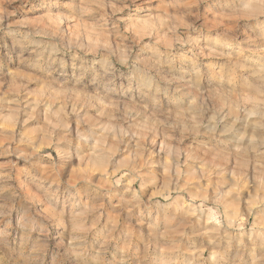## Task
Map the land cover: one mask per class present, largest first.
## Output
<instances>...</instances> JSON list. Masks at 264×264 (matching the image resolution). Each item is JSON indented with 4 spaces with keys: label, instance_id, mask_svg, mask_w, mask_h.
<instances>
[{
    "label": "clouds",
    "instance_id": "clouds-1",
    "mask_svg": "<svg viewBox=\"0 0 264 264\" xmlns=\"http://www.w3.org/2000/svg\"><path fill=\"white\" fill-rule=\"evenodd\" d=\"M0 157V264H264V0H0Z\"/></svg>",
    "mask_w": 264,
    "mask_h": 264
},
{
    "label": "rangeland",
    "instance_id": "rangeland-1",
    "mask_svg": "<svg viewBox=\"0 0 264 264\" xmlns=\"http://www.w3.org/2000/svg\"><path fill=\"white\" fill-rule=\"evenodd\" d=\"M9 11H12V8H9ZM16 15H19V13H16ZM6 88V86H4ZM40 151L46 152L47 155L50 156H54L55 153L51 150V149H44L43 147L40 148ZM8 161V158L5 157H0V165H4L6 164ZM128 186L129 187H137L138 188V182L133 183L131 180L128 181ZM162 200L166 199L165 197H160ZM187 200V197H185V201ZM215 213V210H212ZM222 211V210H221ZM211 224L213 225H217L219 226L220 224L224 223V218L222 215L220 214H215L213 216H211L210 218ZM237 219V217L233 216V220L235 221ZM239 220V224H238V228L242 231H251L253 224H254V219L253 217L247 216V215H243L241 214L238 217ZM201 231H203L204 233L208 234L205 235L203 237V239L205 240V244L204 246L200 249L199 251V259L204 261V264H214L213 261V256L215 254V249L213 248V246L209 243H207L208 240V236L211 235L212 233L210 232V229L208 227H205L203 229H201ZM227 243V241H222L221 242V247H223L225 244ZM192 251H196V249H193Z\"/></svg>",
    "mask_w": 264,
    "mask_h": 264
}]
</instances>
